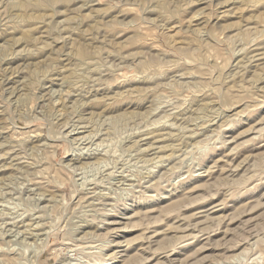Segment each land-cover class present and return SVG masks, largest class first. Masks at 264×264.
Instances as JSON below:
<instances>
[{"label": "rangeland", "instance_id": "1", "mask_svg": "<svg viewBox=\"0 0 264 264\" xmlns=\"http://www.w3.org/2000/svg\"><path fill=\"white\" fill-rule=\"evenodd\" d=\"M0 264H264V0H0Z\"/></svg>", "mask_w": 264, "mask_h": 264}, {"label": "bare ground", "instance_id": "2", "mask_svg": "<svg viewBox=\"0 0 264 264\" xmlns=\"http://www.w3.org/2000/svg\"><path fill=\"white\" fill-rule=\"evenodd\" d=\"M165 209V208H164ZM165 211H166V209H165ZM144 239V238H143ZM126 243V242H125ZM130 256V255H129ZM137 256V255H136Z\"/></svg>", "mask_w": 264, "mask_h": 264}]
</instances>
